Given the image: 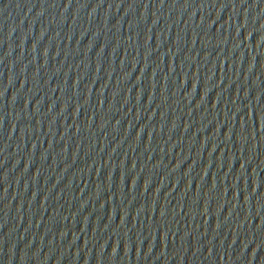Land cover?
<instances>
[{
    "label": "water",
    "instance_id": "water-1",
    "mask_svg": "<svg viewBox=\"0 0 264 264\" xmlns=\"http://www.w3.org/2000/svg\"><path fill=\"white\" fill-rule=\"evenodd\" d=\"M0 264H264V0H0Z\"/></svg>",
    "mask_w": 264,
    "mask_h": 264
}]
</instances>
